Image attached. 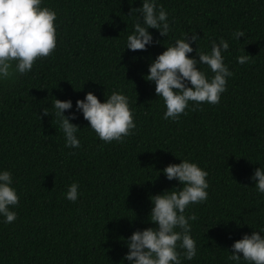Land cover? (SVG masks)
Listing matches in <instances>:
<instances>
[{
  "label": "trees",
  "instance_id": "trees-1",
  "mask_svg": "<svg viewBox=\"0 0 264 264\" xmlns=\"http://www.w3.org/2000/svg\"><path fill=\"white\" fill-rule=\"evenodd\" d=\"M141 2L43 0L57 12L56 48L0 85V168L12 171L19 194L17 219L0 218V264H128L124 238L154 226L150 197L179 186L160 170L180 158L206 169L209 181L207 200L185 210L196 217L198 250L183 264H234L227 260L233 241L264 226V194L250 179L264 167V0H157L173 30L164 37L150 28L160 43L133 51L124 48L136 20L130 10ZM237 28L246 38L232 39ZM191 31L201 36L200 51L210 40L229 41L224 62L233 75L218 104L163 119L148 65ZM242 49L251 58L238 64ZM113 90L129 97L137 125L122 142L104 143L77 113L71 122L80 126L81 146L65 147L57 118L37 114L42 106L53 111L55 97L72 100L67 115L86 92L103 101ZM74 181L82 193L76 202L64 196Z\"/></svg>",
  "mask_w": 264,
  "mask_h": 264
},
{
  "label": "clouds",
  "instance_id": "clouds-1",
  "mask_svg": "<svg viewBox=\"0 0 264 264\" xmlns=\"http://www.w3.org/2000/svg\"><path fill=\"white\" fill-rule=\"evenodd\" d=\"M133 11L136 20L124 48L146 50L154 42L160 43L154 41L150 28L157 29L164 37L173 30L169 13L157 0H142L141 5L132 8L130 13ZM56 18V10L43 6V0H0V85L15 82L32 70L38 58L47 57L54 51L57 46ZM231 35L236 41H240V37L246 38L241 28ZM200 39L196 31H191V35L185 32L148 65L145 78L154 82L155 93L163 100V119L178 120L181 114H187L186 109L194 110L203 103L216 105L227 90L228 78L233 75L224 62L229 41L223 37L210 40V50L200 51ZM193 42L197 45L196 55L190 56L188 54L194 50ZM241 52L236 58L237 63L249 62L250 55L244 49ZM201 65H206L211 75L202 70ZM51 107L53 111L42 106L41 112L37 113L39 118L49 114L57 118L65 147L73 149L81 146L80 126L71 122L77 113H82L88 127L104 143L124 141L137 126L129 97L118 90H113L103 101L93 91H88L83 99L76 100L75 111L67 115L65 110L73 107L70 98L55 97ZM160 171L168 180L179 182L178 187L171 188L178 190H165L150 197L148 219L154 226L136 229L124 238L128 250L123 259L128 264H183L184 260H192L197 255V242L191 235L190 224L196 217L186 215L185 210L189 205L207 200L208 172L186 158H180L179 163H169ZM250 179L254 181L255 190L264 194V167H256ZM79 188L78 182H72L64 193L65 198L76 202L82 195ZM18 204L13 173L10 169L0 168V218L3 223L10 224L17 219L14 207ZM229 252L227 260L234 264H241V261L264 264V226L234 240Z\"/></svg>",
  "mask_w": 264,
  "mask_h": 264
}]
</instances>
